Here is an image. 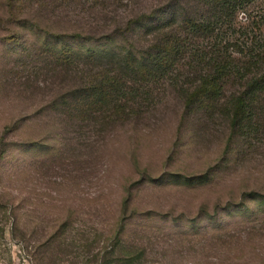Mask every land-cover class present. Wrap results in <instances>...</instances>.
Here are the masks:
<instances>
[{
  "label": "rangeland",
  "instance_id": "rangeland-1",
  "mask_svg": "<svg viewBox=\"0 0 264 264\" xmlns=\"http://www.w3.org/2000/svg\"><path fill=\"white\" fill-rule=\"evenodd\" d=\"M159 1L0 0V264H99L115 241L130 264H264V121L245 140L222 113L186 111L170 83L197 80L178 64L155 106L104 130L50 106L51 52L80 45L56 35Z\"/></svg>",
  "mask_w": 264,
  "mask_h": 264
},
{
  "label": "trees",
  "instance_id": "trees-1",
  "mask_svg": "<svg viewBox=\"0 0 264 264\" xmlns=\"http://www.w3.org/2000/svg\"><path fill=\"white\" fill-rule=\"evenodd\" d=\"M254 1L161 0L111 28L102 23L85 33L54 34L59 42L78 38L80 45L63 43L51 52L48 64L60 91L50 106L65 109L62 121L76 128L91 124L104 130L155 106L160 96L154 87L177 64L186 65L197 82L170 83L186 111L222 113L233 130L250 139L264 121V10L253 13ZM228 84L233 89L224 95ZM117 244L105 248L99 264H130L132 256L110 259Z\"/></svg>",
  "mask_w": 264,
  "mask_h": 264
}]
</instances>
